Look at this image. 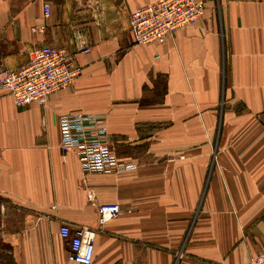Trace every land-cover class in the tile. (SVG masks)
I'll return each mask as SVG.
<instances>
[{
	"label": "crops",
	"instance_id": "0c3cea01",
	"mask_svg": "<svg viewBox=\"0 0 264 264\" xmlns=\"http://www.w3.org/2000/svg\"><path fill=\"white\" fill-rule=\"evenodd\" d=\"M155 1L0 0V70L41 44L81 68L44 106L0 89V239L14 264H77L62 222L95 229L91 264L264 252V0H208L164 42L135 43L129 13ZM72 110L104 116L121 170L84 173L60 148ZM102 203L121 210L100 226Z\"/></svg>",
	"mask_w": 264,
	"mask_h": 264
},
{
	"label": "built area",
	"instance_id": "2783aa9c",
	"mask_svg": "<svg viewBox=\"0 0 264 264\" xmlns=\"http://www.w3.org/2000/svg\"><path fill=\"white\" fill-rule=\"evenodd\" d=\"M208 0H157L129 13L128 24L134 42L162 43L179 28L201 18ZM44 15L49 4H44ZM87 52L88 49H84ZM81 68L74 63V53L60 47L41 44L29 53L26 64L16 69L0 70V89L11 96L15 106L35 103L44 106L49 97L73 85ZM60 148L75 153L84 173H114L121 170L115 148L108 140L104 116L80 110L60 115ZM126 167V166H125ZM118 203L98 206V224L103 226L120 213ZM2 231L0 225V232ZM58 233L67 242L68 259L77 264H91L95 252L94 228L62 222ZM240 264H264V252Z\"/></svg>",
	"mask_w": 264,
	"mask_h": 264
},
{
	"label": "rangeland",
	"instance_id": "374dc122",
	"mask_svg": "<svg viewBox=\"0 0 264 264\" xmlns=\"http://www.w3.org/2000/svg\"><path fill=\"white\" fill-rule=\"evenodd\" d=\"M0 264H14L10 249L0 239Z\"/></svg>",
	"mask_w": 264,
	"mask_h": 264
}]
</instances>
